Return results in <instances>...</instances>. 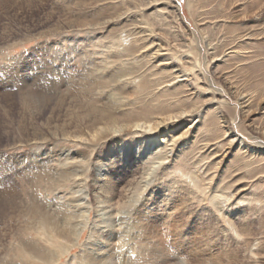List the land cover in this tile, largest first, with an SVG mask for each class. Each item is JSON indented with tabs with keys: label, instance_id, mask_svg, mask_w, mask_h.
I'll return each instance as SVG.
<instances>
[{
	"label": "bare ground",
	"instance_id": "bare-ground-1",
	"mask_svg": "<svg viewBox=\"0 0 264 264\" xmlns=\"http://www.w3.org/2000/svg\"><path fill=\"white\" fill-rule=\"evenodd\" d=\"M100 1L104 0H97L98 3ZM116 1H121L118 5L121 8H127L123 0ZM161 1L159 4L163 3L164 6L156 10L160 13L158 21L169 25L168 19L171 17L180 24L175 1ZM201 1L203 0H186V5L192 16L197 17L196 21H201L199 24L196 22V25L204 32V29L208 28L205 26L209 22L208 8H204ZM93 2L75 0L74 5L83 4L87 8H93ZM147 2H143L145 3L143 5L145 6ZM150 3L152 2L147 4L146 10L154 5ZM17 5L19 4L16 0H0V6L4 8L18 7ZM131 5L134 8L140 6L132 3ZM87 16L78 15L75 18L66 16L63 19L68 26L84 27L99 24L108 17L98 12ZM202 25L204 27H200ZM149 26L151 24L145 30L131 29L121 37L113 36L111 46L108 44L100 51L90 50V57L87 53L89 49L78 50L76 45L75 47L70 45L69 49L63 48L56 54L55 44L43 42L42 47L36 49L35 58L21 56L17 59L22 61L25 69L22 74L17 75L22 80L18 96L21 102L30 105L34 111L41 112L44 108L50 107L45 121L47 129L53 134L54 139L50 141L54 140L57 143L76 140L84 149L90 151L83 155L73 148H64L60 153L61 157L56 158L52 149L47 152L48 148L44 146L28 150L35 157V162L41 166L46 191L52 190L53 194L59 195L61 188L79 180L81 176L79 166L82 163L88 165V175L92 181L88 189L77 185L79 195L66 198L60 196L66 200L65 205L58 204L59 202L42 204L39 198L31 195L30 201L27 200L30 203H26L18 210L20 216L26 218L28 227H34L45 237L39 238L44 244L35 239L29 242L20 241L22 249L40 263L56 264L77 245L80 252L72 256V259L77 260V264H147L143 255H152L148 251L154 254L157 248L147 245L143 246L142 250L136 244L129 245V240H134L136 236L140 240L141 237L132 235V228H147L146 222L139 220L132 213L139 208L147 223L153 226L154 223L151 221L158 217L155 213L156 207L153 205L159 193L164 190L159 191L163 182L159 175L163 174L166 179L169 177L168 164L176 166L172 170L174 173L180 171L179 163L186 161L191 162L193 167V172L186 175L190 186L197 188L198 184L201 185L199 192L201 196L210 191L211 204L227 219L226 222L229 224L227 228L233 231L237 243L248 247L253 256L259 255L256 251L261 248L259 243L261 238L264 239V227L255 233L251 230L250 224L239 222L240 225L237 227L231 219L234 218L231 207L236 208L237 204L242 203L236 202L237 190L231 188L232 184L223 183L222 175L225 174L223 171L219 174L216 184L213 181L219 164L232 149L236 152L234 161L244 166L256 164L261 151L246 141L240 134L241 128L235 129L233 125L237 118L235 108V113L229 119L222 114L221 107L228 105L229 102L226 97L212 90L211 98L199 100L203 92L198 83H207L199 56H190L185 50L177 54L178 51L172 50L171 47L165 48L161 40L154 37L155 31ZM45 32H38V35ZM173 36L175 39L178 34L173 33ZM76 39L84 41L87 46L92 41L89 36ZM23 40L26 38H20L17 42ZM98 40H102V44H94L95 47H103L105 45L103 39ZM132 42L136 44L131 46ZM9 45L11 44L6 46ZM207 49L212 50L208 53L217 52V47L211 42H208ZM237 52L235 47H229L221 57L218 58L217 54H214L212 58L214 62L223 58L226 61ZM46 57L51 58V61H46ZM78 58L81 65L77 61ZM35 60L37 62H33ZM108 70L112 73L105 76ZM49 72L58 76L50 79ZM27 74L31 79L26 78ZM106 82L108 85L105 86ZM240 95L242 96L237 97L239 105H247L249 97ZM54 110H59L62 115V120H58V123L56 116L55 120L51 119L52 115L49 117ZM212 129L215 130V137L207 139L206 132ZM157 136L158 140L155 138ZM105 145L108 147L107 152L100 151L92 155L94 147L102 148ZM144 145L154 150L142 158L141 148ZM221 153L223 158L218 161L214 159ZM62 158H65L64 162ZM120 159L123 160L125 170L121 178L126 174L125 181H128L124 187L121 186L123 191L116 190L119 181L110 177L111 169L117 167L115 161ZM92 163L96 165L93 169L90 166ZM213 164L214 170L210 172ZM52 166L53 172L48 171L47 169H51ZM30 168L29 166L28 171ZM154 185H157L158 189ZM75 188L73 183L72 189ZM19 202L15 193L10 194L8 198L0 196V207L3 208L10 203L12 212L17 210ZM151 216L154 217L152 220L149 219ZM177 226L179 232L182 227ZM86 229L87 238L81 243ZM178 232L177 241L173 244L175 248L179 246L180 249L186 240L181 239L183 235ZM113 234H116V239H112ZM46 238L51 242L57 239L60 250L57 247H50ZM119 249L121 253L118 252Z\"/></svg>",
	"mask_w": 264,
	"mask_h": 264
},
{
	"label": "rangeland",
	"instance_id": "rangeland-1",
	"mask_svg": "<svg viewBox=\"0 0 264 264\" xmlns=\"http://www.w3.org/2000/svg\"><path fill=\"white\" fill-rule=\"evenodd\" d=\"M16 1L19 4L18 7L4 8L0 6V46H2L0 47V66L5 69V76L0 78V196L8 198L10 194L15 193L18 202H21L15 212H12L13 208L10 203L3 208L0 207V264L7 262L12 264H46L31 257L20 244V241H41L39 238L43 237L34 227H28L26 218L20 216L21 213L18 211L23 205L30 203L27 200L30 201L31 195L39 198L42 204L49 202L57 204L59 202L58 204L65 205L66 200L60 196L66 198L79 195L77 185L88 189L92 182L88 175V165L82 163L79 166L81 176H79V180L73 182L75 190L72 189L73 183L61 188L59 195L53 194L52 190H45L46 181L42 179L41 166L35 162V157L28 152L29 149L38 146L47 147L46 151L52 149L56 158L61 157L60 153L64 148H73L78 151L77 153L83 155H87L90 151L84 149L76 140H64L57 143L54 140L50 141L53 134L45 124L50 107L39 112L38 110L34 111L30 105L21 102L18 88L22 80L17 75H8L7 69L21 56L35 58V51L42 47L43 42L55 44L56 54L63 48L69 49L70 45L74 47L76 45L78 50L79 48L85 49V51L89 49L87 53L90 57V50L100 51L108 44L111 46L113 36L121 37L131 29L140 30L142 28L145 30L150 24L149 27L155 31L154 37L159 38L165 48L171 47L172 50L178 51L177 54L185 50L190 56H199L202 72L208 79H206V84L198 83L201 92H203L199 100H208L213 96L214 91L218 95L226 97L229 102L228 105H224L225 107H221L222 114L229 119L236 111L237 118L233 124L235 129L241 128L240 134L246 141L261 151L256 159V164L244 166L242 163L234 161L236 152L235 149H232L226 154L224 161L219 164L213 183L216 184L219 174L223 171L225 173L222 175L223 183L225 185L232 184L231 188L234 191L237 190L236 202L242 201V203L237 204L236 208L231 207L232 217H234L231 219L237 227L241 222L250 224L253 233L258 232L262 226L264 227V0L201 1V5L208 8L207 20L209 22L205 24L208 28L204 29V32L197 28L196 24L201 21H196L197 17L192 16L186 5V0H174L178 7L180 24L179 21L169 17L170 27L166 22L158 21L160 13L156 10L164 6L163 3L159 4L161 0H123L127 8L118 6L121 1L117 2L116 0H104L99 3L97 0H93V8H87L83 4L74 5L75 0ZM146 1H148L147 4L149 2L154 4L149 10H146L147 4L143 5ZM131 3L140 4V6L134 8ZM97 12L108 16L105 19L106 23L103 24L105 20H102L99 24L92 26L72 27V25H66L63 19L66 16L75 18L78 15L88 17L87 15L97 14ZM22 15L25 16L22 17ZM38 32L45 33L39 36ZM173 33L178 34V37L174 39ZM84 36H89V39H92L90 41L92 44L87 46L84 41L80 42L76 39ZM20 38H26V40L18 43L17 40L19 41ZM99 38L105 42L103 47H95L99 43L102 44V40L99 41ZM208 42L217 47L216 53H208L212 51L207 49ZM7 44L11 45L8 47ZM135 44L136 42H132L131 46ZM128 45L130 46L129 43ZM229 47H235L238 50L236 55L228 57L226 61L223 58L214 62L212 56L217 54L218 58L221 57ZM98 55L100 56V54ZM50 59L46 57V61L50 62ZM77 61L81 65L79 58ZM33 62H37V60ZM56 63L59 64L58 61ZM73 65L76 66L75 63ZM111 73L108 70L105 76H109ZM26 76L27 79H31L30 75ZM57 76L52 72L48 73L50 79ZM106 85L108 82L105 83ZM239 93L245 95V98L249 97L248 106L239 105L237 99L242 96ZM5 94L10 95L6 96ZM51 115L52 120H55V116L58 118L56 119L57 123L58 120H62L59 110H54V113H50L49 117ZM206 134L207 139L215 137V130L212 129ZM106 147L107 145L102 148L94 147L92 155L100 151L107 152L108 147L107 149ZM221 157L223 158L222 153L214 159L218 161ZM62 159L64 162L65 158ZM115 162L117 167L111 169L110 177L112 180L119 181L116 190L123 191L122 188L128 182L125 181L126 174L124 175L125 179L121 178L125 171L123 160ZM168 165L169 174L167 176L169 177L165 179L163 174H160L162 172L159 173L160 180L163 181L159 191L164 190L159 193L158 199L153 205L156 207L157 221H151L154 225L150 226L144 216L141 215V219L140 215H136L139 220L146 222L147 228L137 227L131 230L132 235L141 237L140 240L136 238L137 236L134 240H129V245L136 244L142 250L147 245L157 248L156 253L153 254L149 250L148 253L152 255H143L145 263L264 264V239H260L261 248L256 251L259 255L253 256L248 247L246 249L241 243H237L233 231L228 229L227 219L221 215L218 208L211 204L210 191L201 196L199 193L201 185L198 184L197 188L190 186L189 178L186 175L193 172L191 162L179 163L180 171L174 173L172 170L176 166L171 163ZM29 166L31 168L28 171ZM90 166L92 169L96 167L95 163ZM214 166L213 164L210 172L214 170ZM47 170L53 172L54 167ZM121 186L123 187L121 188ZM156 188L158 189V186ZM60 213L62 214L63 211ZM153 218L151 216L149 219ZM245 219L246 221H244ZM177 225L182 227L179 232ZM177 232L183 235L181 239L185 238L187 243L182 244L180 249L179 246L175 248L174 245L177 241ZM87 235L88 229L84 231L81 243L86 240ZM258 236L260 235L258 234ZM46 240L50 247H57L60 250V243L57 239L52 242L47 238ZM79 252L80 247L76 245L72 248L71 253L63 255L56 264H69V260L70 264H77V260L72 259V256ZM118 252L122 251L120 252L119 249Z\"/></svg>",
	"mask_w": 264,
	"mask_h": 264
},
{
	"label": "snow or ice",
	"instance_id": "snow-or-ice-1",
	"mask_svg": "<svg viewBox=\"0 0 264 264\" xmlns=\"http://www.w3.org/2000/svg\"><path fill=\"white\" fill-rule=\"evenodd\" d=\"M25 71L24 66L22 61H15L11 63V67H9L7 69V74L8 75H19L22 74ZM5 76V69L0 66V78H3ZM157 140L159 139V136L155 137ZM180 137H177V139H179ZM137 144L139 143L138 141L136 142ZM135 148V145H133V149ZM153 148L148 147L147 145H144L143 148H141V154H142V158L146 157L147 155L151 154V152L153 151ZM157 185H159V181H157ZM157 185H154L157 186ZM151 190V189H150ZM133 215H142V212L140 211V209L138 208L135 212L132 213ZM112 239H116V234L112 235ZM71 259V258H70ZM69 264H70V260H69Z\"/></svg>",
	"mask_w": 264,
	"mask_h": 264
}]
</instances>
